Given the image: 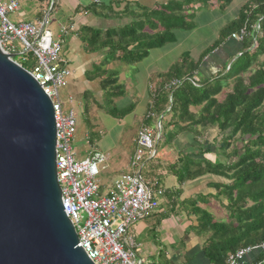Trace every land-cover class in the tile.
Returning <instances> with one entry per match:
<instances>
[{
  "label": "trees",
  "instance_id": "obj_1",
  "mask_svg": "<svg viewBox=\"0 0 264 264\" xmlns=\"http://www.w3.org/2000/svg\"><path fill=\"white\" fill-rule=\"evenodd\" d=\"M234 2L241 4L232 11L234 17L220 30L209 52H203L199 62L184 52L168 73L161 76L158 99L147 118L153 122L170 116V121L162 125L159 143L164 146L173 144L177 135L184 132L194 135L200 149L206 131L217 128L223 135L215 153L212 149L208 153L219 160L212 163L206 159L180 158L173 165L178 186L206 174L232 182L214 186L217 200L227 203L226 222L216 221L193 203L199 237L206 238L204 250L212 264H226L228 253L264 242V0H166L152 9L139 6L142 14L127 7L124 13L132 18V23L105 32L91 29L84 39L90 53L108 49L105 64L118 61L134 65L154 50L175 45L176 32L193 31L195 14L202 6L229 12ZM242 31L245 32L242 42L235 41L242 49L230 69L226 67L214 78L199 80L196 76L202 60ZM29 58L35 60L27 54L14 61L30 71L35 66L25 67ZM195 78L199 80L196 84ZM174 81L180 85L173 87ZM102 90L108 106L106 112L112 117L119 113L124 118L125 113L112 106L115 99L124 96L118 75L104 76ZM83 110L87 116L89 109ZM204 154L201 150L200 156ZM232 159L236 162L231 163ZM256 264H264V252Z\"/></svg>",
  "mask_w": 264,
  "mask_h": 264
},
{
  "label": "crops",
  "instance_id": "obj_2",
  "mask_svg": "<svg viewBox=\"0 0 264 264\" xmlns=\"http://www.w3.org/2000/svg\"><path fill=\"white\" fill-rule=\"evenodd\" d=\"M0 1L3 3L17 2L19 6L18 12L10 16V21L16 25L21 23L38 25L48 17L46 15L49 10H51V14H54L52 20L55 24L61 26V34L56 33L54 36L51 31L47 30V27L45 29L52 34L53 39L59 41L62 45L63 54L61 58L73 73L67 87L69 90L68 99L72 98L75 101V108L79 113L82 112L83 114L85 107L89 109L91 115L87 117L88 121L93 120L99 123L102 120L114 119V117L106 112L108 106L104 102L102 81L104 76H110L111 74L118 75V82L123 88L124 96L115 99L112 106L117 107L118 110L123 109L125 106L124 108L128 109V116H132V119L129 118L130 122L136 123V129L134 130L132 126L128 127L127 131L115 128L119 131L115 132L117 134H114V137H110L103 142L98 141L91 144V146L95 147L97 152L102 154L106 159L104 165L100 167L101 172L107 170L114 172L117 168H120L121 170H126L128 173L129 161L135 151L136 137L139 130L145 126L154 130V125L156 127L159 122L158 120L151 122L152 120H147V118L158 99L161 76L168 73L175 63L161 71L155 67L146 65L149 57L153 55L152 52L157 51L154 50L150 53L151 55L149 54L148 58L134 65L118 61L105 64L108 49L101 50L98 53H90L87 51L84 39L87 37V31L91 29L105 32L112 28H122L129 25L132 23V19L129 21L127 16L121 15L115 17V13L124 12L131 5L141 4L142 6H146L145 1L98 0L99 4H95L94 0ZM120 5H122L121 9L119 8ZM92 6L93 8H91ZM112 10L114 12H111ZM63 29L65 32H63ZM241 49L242 45L228 40L213 55L207 56L202 60L196 77L199 80L214 78L223 69L230 66ZM202 53L192 56L196 62L200 61ZM120 64L124 66L123 71H121L122 66ZM118 68H121L120 71ZM127 72L131 74V80L126 78ZM128 93H132L133 98L129 102H125V97ZM89 101H91L90 105L88 104ZM70 106L71 108L73 107L72 105ZM112 106L111 108H113ZM108 110L110 111V109ZM120 111L124 112V110ZM118 121L122 124L126 122L124 118H120ZM169 121L170 116H166L164 124ZM203 136L201 138L203 149H200L195 143L194 135L189 132L180 133L170 146L176 155L174 159L171 150L169 151L167 146L164 148L165 155L159 158L157 145L156 158L148 162L153 169L151 170L155 173L152 174V180L149 181L151 184L157 185L156 189L164 191V196L160 198L159 207L152 217L134 225V228L130 231L131 236L138 240L136 242V251L138 256L142 258L143 264L145 261L149 262L153 258H159L160 264H212L204 250L206 238L205 236L199 237L197 218L193 214L195 211L193 203H196V208L210 213L218 222H222L220 221L222 218L228 219L227 203L226 201L217 200L214 186L218 184L230 185L232 182L213 174H206L195 180L187 181L183 186H178L173 172V165L180 158L193 161L206 159L212 163L217 160L215 154L210 155L208 153L211 152V149L215 153L223 135H220L219 130L215 128L206 131ZM81 139H84L82 140L84 147L88 146L89 138H83L82 136ZM201 150L206 153L204 157L200 156ZM233 160L235 159H232L231 163H234ZM101 172L99 181L102 189H104L103 186L109 180H101ZM165 176L174 179L175 184L171 183L169 188L161 187L158 180L161 183L166 178ZM101 182L104 184L102 185ZM110 182L113 183L112 181ZM216 205L226 213L220 220L217 219L212 210ZM162 234L164 236L159 240L163 250L158 252V236L160 238ZM151 237H154V240ZM173 237L178 238L182 246L181 249H174L173 244H170V242H174L172 240ZM163 251L165 252L164 256H162ZM260 254L256 253L248 256L240 264H256Z\"/></svg>",
  "mask_w": 264,
  "mask_h": 264
},
{
  "label": "built area",
  "instance_id": "obj_3",
  "mask_svg": "<svg viewBox=\"0 0 264 264\" xmlns=\"http://www.w3.org/2000/svg\"><path fill=\"white\" fill-rule=\"evenodd\" d=\"M94 3L99 4V1L94 0ZM18 9L17 2L0 1V47L6 54L15 56L13 60L31 54L36 61V66L28 72L53 105L57 179L64 212L76 231L78 246L93 264H143L130 231L134 225L152 217L164 196V191L156 189V184L146 182L142 174L145 165L157 156L161 122L154 130L145 127L139 130L128 165L129 172L114 180L107 194L102 195L99 176L106 159L95 147L91 148L86 159H77L73 150L78 132L75 101L68 99L73 107L65 113L59 98V91L68 87L73 75L61 58L62 45L45 29L49 24L48 17L38 25L13 24L10 16ZM244 35L242 31L231 38L242 42ZM198 82L197 78L193 80L194 84ZM179 85L178 81L172 83L173 87ZM82 212L87 217L83 225L80 220ZM263 252L264 242L241 248L228 255L226 264H240L246 257Z\"/></svg>",
  "mask_w": 264,
  "mask_h": 264
},
{
  "label": "water",
  "instance_id": "obj_4",
  "mask_svg": "<svg viewBox=\"0 0 264 264\" xmlns=\"http://www.w3.org/2000/svg\"><path fill=\"white\" fill-rule=\"evenodd\" d=\"M0 47V264H93L65 214L52 102Z\"/></svg>",
  "mask_w": 264,
  "mask_h": 264
},
{
  "label": "rangeland",
  "instance_id": "obj_5",
  "mask_svg": "<svg viewBox=\"0 0 264 264\" xmlns=\"http://www.w3.org/2000/svg\"><path fill=\"white\" fill-rule=\"evenodd\" d=\"M146 6H142L140 5H135V6H129L131 10H134L135 14H142L141 9H139L138 7H142V8H148V9H152L155 8L156 3H162L166 0H144ZM243 1V0H242ZM132 3V2H131ZM240 2H234V4L231 6L233 10H229L225 11V12H219L217 9L212 8L211 6H202L201 9L199 11L196 12L195 14V19H194V25H195V29L193 31L190 32H176V38H177V42L175 45H171V46H166L163 49H159L157 51L152 52V57H149L148 62L146 65L150 66V67H155L157 70L161 71L165 68H168V66H170L171 64H174L176 62H178V60L180 59V56L186 52V53H190L191 56L196 55V54H200L202 52H206L208 50H210V47L218 40L219 38V33L220 30H222L234 17V13H232V11L236 10L239 6H240ZM128 5V4H127ZM121 6H119V8L121 9ZM93 8V6L91 7ZM112 9V7H111ZM111 12H114L113 10ZM54 14H51V10L48 11L47 15L49 17V25L47 26V30L51 31L53 33V35L55 36L56 33L61 34V26L55 24V22L52 20ZM119 15L126 17L127 15L124 12H117L115 13V17H119ZM51 16V17H50ZM128 17V16H127ZM11 19V17H10ZM130 17H128V20L130 21ZM123 21V20H122ZM121 27V26H120ZM118 29V28H117ZM55 40V39H54ZM56 41V40H55ZM63 54V52H62ZM61 54V56H62ZM213 53H211L209 56L213 55ZM151 55V54H150ZM158 58H157V56ZM18 60V58H16ZM29 64H26V68L27 69H32L34 66H36V62L35 60H33L32 58H29ZM121 65V64H120ZM122 70L124 69V66L121 65ZM229 67V66H227ZM121 68H118V70L120 71ZM126 78L128 80H131V74L129 72L126 73ZM125 85V84H124ZM126 90V89H125ZM137 91V89H136ZM135 91V92H136ZM68 93L69 90L67 88H63L59 91V98L62 104V108L63 111L65 113H67L71 108V104L68 101ZM132 93H128L127 96L125 97V102H129L130 100H132ZM134 94V93H133ZM89 105L91 104V101H89L88 103ZM125 107V106H124ZM123 109H119L118 112H122L120 110H124L123 113H125V117L124 120L126 122H124L123 124L120 123L118 121V119L121 118V115H115L114 119H107L105 121H100L99 123L94 122L93 120L88 121L87 117H90L91 113L88 112L87 116H84L82 114V112L79 113L78 111V132H77V140H75L74 144H73V150L77 155V159L78 160H83L86 159L91 151V144L96 143V142H103L106 139H109L110 137H114V134H117L115 132H118L119 130L122 131H127V128L132 126L133 129H136V123H131L129 120L132 119V116H128L129 113L128 109L124 108ZM135 113V112H134ZM134 116V115H133ZM123 117V116H122ZM159 122H161V125L164 124V121L160 120ZM126 126V127H125ZM119 130H117V129ZM155 128V125H154ZM153 129V128H152ZM81 132V134H80ZM202 131H200L201 133ZM83 136V138L88 137L89 138V142H88V146L84 147V143H82L81 139ZM164 144H160L158 143V156L159 158L165 155V151L164 148H166L165 146H163ZM170 145H167L168 150H171V153L173 154V159L176 157L175 152L172 151L173 149L170 147ZM241 146V145H240ZM164 158V157H163ZM218 159V158H217ZM219 160V159H218ZM233 162H236L235 160H233ZM151 165L149 163H147L142 171V174L146 180V182H148L149 184L150 181L152 180L151 178L153 177L152 174H155L152 170ZM101 180H109L108 183H106L103 187V191L101 192L102 195H106L107 192L109 191V189L112 186V182H114L115 179L118 178V176L120 177V175L122 174H126V170H121L120 168H117V170L110 171H102L101 172ZM166 178L164 180L160 181L158 180V183L161 187H165V188H169L171 183L175 184V180L171 179L168 176H165ZM150 180V181H149ZM101 184L103 185L104 183L101 182ZM215 208L212 209L214 212V215L217 217L218 220L221 219V217H223L224 215H226L225 211L221 210L219 208L218 205L214 206ZM223 213V215H222ZM87 217L86 215L82 212L80 213V220H81V225L84 224V222L86 221ZM220 221L222 222H226L227 219L222 218ZM134 228V227H132ZM164 236V234H162L159 238L158 236V252H161V250H163V247L160 246V240L162 239ZM135 239V243L138 242V240ZM151 239L154 240V237H151ZM174 242H170V244L172 243L174 246V249H181V244L178 241L177 237H173L172 239ZM137 245V243H136ZM170 246V245H169ZM164 256L165 252H162ZM139 259L141 261L142 258L139 257ZM159 258H153L151 259L149 262H144V264L148 263V264H160V261L158 260Z\"/></svg>",
  "mask_w": 264,
  "mask_h": 264
},
{
  "label": "clouds",
  "instance_id": "obj_6",
  "mask_svg": "<svg viewBox=\"0 0 264 264\" xmlns=\"http://www.w3.org/2000/svg\"><path fill=\"white\" fill-rule=\"evenodd\" d=\"M100 172H101V168H100Z\"/></svg>",
  "mask_w": 264,
  "mask_h": 264
}]
</instances>
